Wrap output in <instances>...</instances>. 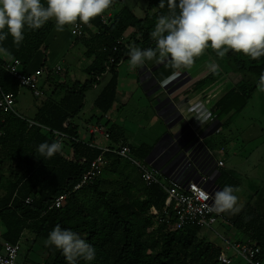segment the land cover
Returning <instances> with one entry per match:
<instances>
[{
    "label": "trees",
    "instance_id": "obj_1",
    "mask_svg": "<svg viewBox=\"0 0 264 264\" xmlns=\"http://www.w3.org/2000/svg\"><path fill=\"white\" fill-rule=\"evenodd\" d=\"M122 1L113 0L103 14L83 24L84 35L80 39L87 49L86 55L95 57L85 70L88 76L85 82L70 86L54 83L50 90L54 81L47 79L32 119L0 110V165L13 163L20 171L15 180L0 181L4 191L0 198V254L3 243L20 244L26 238L33 245L38 239L46 240L59 224L62 229L78 233L96 249L95 260L88 262L81 258L76 264H221L218 258L224 248L213 247L200 238L199 229L174 230L165 223H157L158 215H151L150 210L154 209L161 216L166 193L158 185H144L139 175V184L132 181L121 164L122 159L114 154H103L101 176L74 191L91 163L102 153L97 147H90L91 143L82 141L74 125V120L84 110L86 93L97 88L102 77L110 76L91 107L99 116L94 114L89 121L97 123L116 101L119 66L129 59L133 47L158 51L151 33L157 19L170 13L167 0L164 8L158 6L159 0H143L146 8L142 17L123 7L103 24L101 17L116 9ZM41 2L46 6V0ZM54 27V20H50L38 30L25 28V39L19 46L8 36L0 46L14 59L5 56L6 59L18 60L24 70L42 48L45 56L44 43ZM70 28L65 27L69 33ZM223 59L233 73L251 75L257 82L264 73V57L252 60L229 51ZM6 62L0 57V95L12 93L17 98L21 88L2 68ZM44 64L45 60L42 68ZM194 64L195 58L190 67L176 69L167 58H162L155 64L154 77L158 83H163L178 74L175 80L180 79L179 86L170 97L198 96L200 110L216 114L217 120L241 111L252 91L257 89V82L251 84L253 90L248 88L247 78L229 87V79L222 73L216 70L194 72ZM174 83L173 79L169 85ZM57 92L62 94L58 99L54 97ZM28 121L37 126L29 127ZM55 133L65 136L61 140L63 149L52 158H45L38 153L37 147L43 142L58 140ZM109 134L117 146L127 145L119 139L116 129H111ZM129 147L132 155L141 161L146 160L154 148L147 145ZM110 175L119 177L120 182L110 179ZM110 183L116 188L106 189ZM119 193L121 196L117 197ZM62 194L67 195L66 204L60 209L49 210L54 199ZM28 198L31 202L26 204ZM229 223L243 236L238 242L260 248L258 258L264 263V191H254L239 215ZM50 257L51 261L42 264H66L61 252L54 247H51ZM239 264L245 263L239 261Z\"/></svg>",
    "mask_w": 264,
    "mask_h": 264
},
{
    "label": "clouds",
    "instance_id": "obj_2",
    "mask_svg": "<svg viewBox=\"0 0 264 264\" xmlns=\"http://www.w3.org/2000/svg\"><path fill=\"white\" fill-rule=\"evenodd\" d=\"M113 0H0V45L11 36L16 46L25 39V28L38 30L54 20L56 30L63 32L66 26L77 22L87 25L110 7ZM169 15L157 19L151 36L156 41L159 56L167 58L173 68L190 67L194 58L205 49L216 51L225 57L229 51L242 54L252 60L264 57V0H167ZM160 8L165 0H159ZM0 55L14 59L0 46ZM157 57V50L133 47L129 52L131 67L142 66ZM218 69L213 65L212 70ZM257 90L264 93V73L257 82ZM211 118L210 112H201L199 122ZM60 140L38 145V153L52 158L62 151ZM239 189L225 186L214 194V210L217 213L237 214ZM205 199L208 195L205 194ZM46 245L59 250L66 264H76L78 259L91 262L96 249L86 239L57 224L48 234Z\"/></svg>",
    "mask_w": 264,
    "mask_h": 264
},
{
    "label": "rangeland",
    "instance_id": "obj_3",
    "mask_svg": "<svg viewBox=\"0 0 264 264\" xmlns=\"http://www.w3.org/2000/svg\"><path fill=\"white\" fill-rule=\"evenodd\" d=\"M123 7L133 10L138 17H142L146 5L143 0H123L117 5L116 9L112 10V14ZM54 37V34L52 36L51 33L46 40V46L48 48L47 54H49L51 50L53 53L51 58H55L61 53V43L58 40L56 41ZM75 52L77 51L73 50L71 53L74 54ZM71 53L70 55L72 56ZM41 57L40 54L37 55L34 60L35 66L38 65L39 60L42 59ZM47 58V65L49 66L50 64V66H52L51 63H49V57ZM161 59L157 51V57L152 60ZM123 64L124 65L119 69L121 77L119 88L125 85L122 79L132 78L129 59L123 62ZM213 65H218L216 71L222 73L223 77L226 79H229V87H232L233 84L244 78L249 80L248 88L251 89L253 87L251 84L257 82V79L251 75L244 76L239 73H233L225 60L218 57L216 51H213L211 48L205 49L201 56L195 58V64L192 70L194 72L199 70L213 71ZM82 67L83 66H78V68ZM63 74L64 73L60 72V74L55 75L54 80L58 81ZM70 74L74 76V78L76 77L75 80L81 82L86 78L81 69H78V71L74 73L71 71ZM70 80H73V77L67 78L68 82ZM177 83L179 84V82H176L172 86H163L158 94L148 101L142 94L134 96L132 102L123 111L116 113L115 118L119 120L118 122L125 128L124 135L126 140L133 147H138L141 144L154 147L159 142L158 140H161L162 133L171 134V132L169 133L168 127L159 118L154 106L157 98L164 97L166 93L170 96L179 86ZM122 89L124 88L122 87L121 90ZM87 99H90V96ZM37 102L38 100L33 98L30 92L21 89L15 110L18 115L27 119H32L36 111ZM90 111L91 109L88 110V112ZM88 112L85 115L86 117H84L85 119H82V117L74 120V125L77 126L78 135L82 141L88 140L89 137L84 131V120L88 122L91 115V112ZM216 117V114L211 115L207 123L211 125L217 120ZM219 120V125L203 138L202 143L209 150L215 161L221 160L224 163V168L220 171L221 175L216 181V184L221 190L225 186H232L233 188L239 189L235 194L239 198L238 204L241 206L242 211L249 201L250 195L254 191H264V93L259 92L257 89L253 90L251 98L241 111L233 112L222 118L220 117ZM96 136L98 137V135ZM182 139L183 142L185 138L183 137ZM121 164L126 167V172L131 180L139 184L136 168L130 165L125 159H122ZM19 174V169L13 163L6 162L0 165V178H2L0 181L2 183L7 179L15 180ZM109 177L117 181L120 179L112 175ZM117 185L119 186V184ZM112 188H116V185L113 183L106 185V189L110 190ZM3 194V188L0 186V198ZM120 196L121 193L117 194V197ZM239 213H223L224 219L228 222H218L213 226L212 230H200L199 237L211 243L213 247L216 248L226 247V243L222 239H228L231 242L232 240L237 241L243 239L240 238V235L235 229L231 228L229 223L231 220L235 219ZM1 230L2 228L0 227V232ZM45 241V239L41 238L36 240L35 244L32 245V243L29 244L26 238H24L23 242L20 243L18 262L20 264H42L51 261V246L46 245ZM228 254L231 253L228 252ZM234 261L239 264V259L236 258Z\"/></svg>",
    "mask_w": 264,
    "mask_h": 264
},
{
    "label": "built area",
    "instance_id": "obj_4",
    "mask_svg": "<svg viewBox=\"0 0 264 264\" xmlns=\"http://www.w3.org/2000/svg\"><path fill=\"white\" fill-rule=\"evenodd\" d=\"M109 17V15H103L101 17L102 23L107 24ZM84 29V25L77 22L71 26L70 35L74 38H81L84 35ZM2 68L17 81L21 89L30 92L35 99L43 95L42 89L45 81L51 75H58L61 72V67L57 66L53 69L40 68L36 73L28 74L23 70L18 60L7 61ZM185 102L188 103L189 99L184 98L179 100L177 104L173 103L174 111L172 113L169 111L172 120L175 118V113H180L184 109ZM15 106L16 98L12 93H1L0 110L20 117L15 110ZM201 112L199 109L185 122L186 129L182 133L183 136H186L188 132H191L195 135V138H198V141L194 144H192V141L185 143L186 137L183 141V148L180 150H177L174 142L168 141L162 150L163 152L160 151V154L162 152L161 157L165 156L168 159L161 169L156 167L157 161L155 158L151 163H148V158L144 161L135 158L127 145H118L113 150L97 147L102 152L101 155L91 163L89 170L82 176L79 184L74 187V191H79L101 176L104 164L103 154L111 153L125 159L135 167L144 185L148 187L154 184L158 185L166 193L161 216L154 209L150 210L151 215H158L157 223H165L174 230H182L187 227L212 230L218 222L227 223L228 221L224 219L223 213H217L213 207L214 194L221 190L216 181L220 177V171L224 168V163L221 160L215 161L209 150L203 145V140L200 139V132L208 122V120L202 123L198 121L197 118ZM28 123L29 127L36 125L30 121ZM88 132L90 135L101 136L105 140L110 138L109 130L102 123L90 127ZM55 134L59 136L58 140L60 141L65 138L60 133ZM89 146L95 147L93 144ZM186 148L188 150L184 152ZM205 194L208 195V199H205ZM66 200V194L59 195L54 199L49 210L62 208L66 204ZM30 202L31 199L29 198L25 201L26 204ZM222 240L226 243V247L218 258L221 264H235L234 259L236 258L245 264H264L258 258L260 255L259 247L247 243L231 242L228 239ZM19 252V243L15 245L3 243L0 264H19ZM228 252L231 254H228Z\"/></svg>",
    "mask_w": 264,
    "mask_h": 264
},
{
    "label": "crops",
    "instance_id": "obj_5",
    "mask_svg": "<svg viewBox=\"0 0 264 264\" xmlns=\"http://www.w3.org/2000/svg\"><path fill=\"white\" fill-rule=\"evenodd\" d=\"M112 14V10H109L106 15H109L111 16ZM52 33V36L54 34V39L57 41H60V54L55 57V58H51L53 56V53H52V50L50 51L49 54H45L44 56V51L42 48L37 54L36 56L33 58L32 62L30 63L29 66H27L24 71L28 74H34L36 73V71H38L40 68H42V64L45 60V64H44V67H46L47 69H53L54 67H57V66H60L61 67V72L64 73L62 75V77H60V79L58 81H55L54 80V76H50L49 77V80L52 79V82L50 85L51 88H49L50 90H52L55 86L54 83H60V84H64V85H67V86H70L72 85L73 83H83L85 82L87 79H88V76L86 75L85 73V70L93 63L95 57L94 56H91V57H88L86 55V52H87V49L84 45V43L82 42L83 39H80V38H74L70 35L69 31L67 29H64L63 32H58L56 30V27H54V29L51 31ZM50 33V34H51ZM49 34V35H50ZM48 38V37H47ZM47 40V39H46ZM47 41H45L44 43V47L46 49L47 48ZM49 46H50V43H49ZM67 48V49H66ZM66 49V50H65ZM73 50H76L77 52H75L74 54H72L71 52ZM70 53L72 54V56L70 55ZM40 54V56H42L39 60V63L37 66H35L34 64V60L35 58L37 57V55ZM0 57H2L3 59H5L6 61H8L6 59L5 56L3 55H0ZM47 57H49V63H51L52 66H49L47 65ZM160 60H150V61H146L144 65L142 66H137V67H131V77L132 78H125V79H122L123 82H125V85H123L122 87L124 89L121 90L120 87V81H121V77H120V72H119V83H118V91H117V95H116V101L113 105V107L111 108L110 111H108L105 115H103L99 122L97 123H102L106 126V128L110 131L111 129H116V134L118 135L119 139L121 141H123L124 143H126L127 145L129 146H132L131 144H129L125 138V128L124 126H122L121 123H119L116 118H115V115L116 113H119L121 111H123L131 102H132V99L134 98V96H138L139 94H142L146 100L148 101L150 98L153 99V96L151 95V92H153L156 87H157V84L154 82V80L156 81L155 77H154V67H155V64L158 63ZM124 64L122 63L120 66H119V69L123 66ZM78 66H83L82 68H78ZM51 67V68H49ZM78 69H81V71L84 73V76L86 78H84V80L81 82V81H78V80H75L76 77L74 78V76H71L70 72L72 71L73 73L78 71ZM66 71V73H65ZM193 71V70H192ZM60 74V73H59ZM178 74H176L173 78L171 79H168L166 80L165 82L163 83H158L159 85L161 86H167L169 85V83L174 79V82H178L179 80L175 78L178 77L177 76ZM68 77H73V80H70L69 82L67 81V78ZM110 76L109 75H105L104 77H102L101 79V83L100 85L97 87V88H94L93 90L91 91H88L86 93V96H85V107H84V110L83 112L77 117V118H82V119H85L84 117H86V113L88 112L89 109H91L92 107V104L93 102L95 101V99L98 97V95L100 94V92L102 91V89L104 88V86L107 84L108 80H109ZM129 80V81H128ZM43 87H46V86H43ZM20 92H21V89L18 91L17 93V98H16V104H17V99H18V96L20 95ZM61 93L60 92H57L54 97L55 98H60L61 97ZM90 96V99H87L88 97ZM164 97H170L167 93ZM171 98V97H170ZM185 98H188L189 99V102L184 104V109L181 110L180 113H175V118L172 120L171 116L169 115L170 113H172L173 108L174 107H171V105H168L169 108H167L166 106H162L160 108H158L156 110V112L158 113V116L159 118L162 120V122L167 126L169 123L173 122L174 120H176L177 118L179 117H182V123L181 125H185V122L188 121V119H190V117H192V115H194V113L196 111H198L200 108H201V102L198 98V96H195V95H192V96H187ZM184 98H171V101L174 103L177 104V102L179 100H182ZM165 110H169L171 111L170 113L165 111ZM180 111V110H179ZM91 112V115L89 118H91L92 116L98 115V113H95L93 111H90ZM88 112V113H90ZM88 115V114H87ZM165 121H168L167 123H165ZM218 121V122H217ZM85 122V126H84V131L85 133L89 136L88 137V140H85L84 142L86 143H91L93 144L95 147H98V148H109V149H115L117 147L116 143H114L112 140H105L103 139L102 137L100 136H94V135H90L89 134V129L90 127H93L95 126L97 123H94V122H90L89 119H88V122L87 120H84ZM220 123V120H216L214 121L211 125H209L207 122H206V125L204 127V129L200 132V135L206 130L208 129L209 127H212L213 126V129H215L217 127V125H219ZM215 125V126H214ZM168 127V126H167ZM212 129V130H213ZM211 130V131H212ZM170 133V131H169ZM168 133L166 134H161V140H158L159 142L157 143V145L154 146L153 150L151 153L155 154V159H156V165L157 166H160L162 167L166 161L168 160L165 156L161 157L162 155V152L161 154L158 153L159 149H161L160 147H162V145H164L165 143H167L168 141H170V139L168 138L167 136ZM119 140V141H120ZM141 145H145V144H141ZM139 145V146H141ZM138 146V147H139ZM161 151V150H160ZM150 153V154H151ZM158 153V154H157ZM149 157V156H148ZM166 177L164 176V179ZM239 234V233H238ZM240 238H243V236L241 237L240 235ZM232 242H238L237 241H233Z\"/></svg>",
    "mask_w": 264,
    "mask_h": 264
},
{
    "label": "water",
    "instance_id": "obj_6",
    "mask_svg": "<svg viewBox=\"0 0 264 264\" xmlns=\"http://www.w3.org/2000/svg\"><path fill=\"white\" fill-rule=\"evenodd\" d=\"M154 82L157 84L156 89L151 92L152 96H156L158 94V92L161 90V86L157 83V81L154 80ZM168 105H171V107H174L173 102L171 101L170 97H161V98H157V101L155 103V110H157L158 108L162 107V106H166L167 108ZM168 121H165V123H167ZM218 122V121H217ZM182 123V117L177 118L176 120H174L173 122L169 123L168 126V130L171 132V134H167L168 138L174 142V145L176 146L177 150H180L181 148H183L184 142H182V138H186L185 143L191 142L192 144H194L195 142L198 141V138H195V135L191 132H188V134L186 136H183V131L186 129V125H181ZM213 129L212 127H209L208 129H206L201 135H200V139L203 140V138ZM188 148L184 149V152L187 151ZM158 153H160V151H158ZM157 153V154H158ZM155 157V155L153 153H151L147 159L148 163H151L153 158ZM157 168L161 169L162 167L157 166Z\"/></svg>",
    "mask_w": 264,
    "mask_h": 264
},
{
    "label": "flooded vegetation",
    "instance_id": "obj_7",
    "mask_svg": "<svg viewBox=\"0 0 264 264\" xmlns=\"http://www.w3.org/2000/svg\"><path fill=\"white\" fill-rule=\"evenodd\" d=\"M165 111L169 112V110H165ZM165 146H166V143L164 145H162V147H160L161 149H159V151L160 150L162 151L165 148Z\"/></svg>",
    "mask_w": 264,
    "mask_h": 264
}]
</instances>
